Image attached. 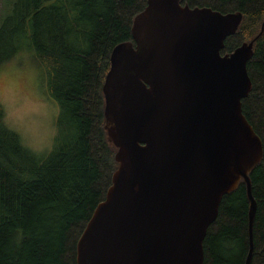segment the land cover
I'll list each match as a JSON object with an SVG mask.
<instances>
[{
	"label": "water",
	"instance_id": "1",
	"mask_svg": "<svg viewBox=\"0 0 264 264\" xmlns=\"http://www.w3.org/2000/svg\"><path fill=\"white\" fill-rule=\"evenodd\" d=\"M243 13L148 0L103 85L117 169L77 243V264H204L223 196L247 185L251 264L262 138L243 113L255 39L223 53Z\"/></svg>",
	"mask_w": 264,
	"mask_h": 264
},
{
	"label": "trees",
	"instance_id": "2",
	"mask_svg": "<svg viewBox=\"0 0 264 264\" xmlns=\"http://www.w3.org/2000/svg\"><path fill=\"white\" fill-rule=\"evenodd\" d=\"M148 0H17L0 26V46L23 43L46 74V94L60 105L59 133L47 157L38 156L8 127L0 104V264H77V243L117 169V148L105 131L103 85L116 45L133 41L134 18ZM191 7L243 13L223 53L255 39L248 62L252 89L243 113L264 147V0H181ZM0 47V48H1ZM257 200L251 264H264V153L251 170ZM247 185L223 196L204 240V264H246Z\"/></svg>",
	"mask_w": 264,
	"mask_h": 264
},
{
	"label": "rangeland",
	"instance_id": "3",
	"mask_svg": "<svg viewBox=\"0 0 264 264\" xmlns=\"http://www.w3.org/2000/svg\"><path fill=\"white\" fill-rule=\"evenodd\" d=\"M16 1L0 0V26ZM11 39L8 33L0 54L11 47ZM0 104L8 127L17 131L23 143L38 156L47 157L55 147L61 108L47 96L45 71L35 60L32 47L25 43L0 66Z\"/></svg>",
	"mask_w": 264,
	"mask_h": 264
}]
</instances>
